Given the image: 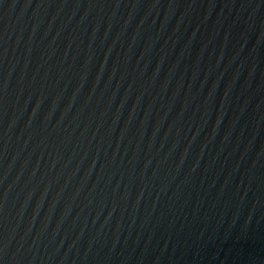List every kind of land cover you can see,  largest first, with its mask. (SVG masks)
<instances>
[{"label": "water", "instance_id": "1", "mask_svg": "<svg viewBox=\"0 0 264 264\" xmlns=\"http://www.w3.org/2000/svg\"><path fill=\"white\" fill-rule=\"evenodd\" d=\"M0 264H264V0H0Z\"/></svg>", "mask_w": 264, "mask_h": 264}]
</instances>
